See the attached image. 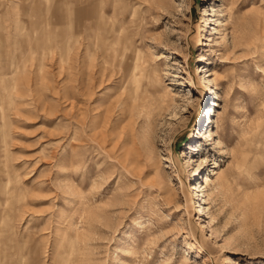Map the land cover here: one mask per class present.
<instances>
[{
    "label": "rangeland",
    "instance_id": "1",
    "mask_svg": "<svg viewBox=\"0 0 264 264\" xmlns=\"http://www.w3.org/2000/svg\"><path fill=\"white\" fill-rule=\"evenodd\" d=\"M63 4L0 0V264H264V0Z\"/></svg>",
    "mask_w": 264,
    "mask_h": 264
},
{
    "label": "bare ground",
    "instance_id": "2",
    "mask_svg": "<svg viewBox=\"0 0 264 264\" xmlns=\"http://www.w3.org/2000/svg\"><path fill=\"white\" fill-rule=\"evenodd\" d=\"M101 1H103V0H101ZM105 2V1H104ZM78 3H79V5H77L78 7H76V8H73V10L69 7V6H65L64 4L62 5V6H60V9H62V18H63V20L65 21V23H66V25L69 23V21H70V14H76V17L78 18V22H80V21H83L82 20V18H81V15H80V13H81V8H82V6H81V3H83V0H78ZM68 5V4H67ZM101 6H103L102 5V3H101ZM76 9V10H75ZM104 11V10H103ZM100 12V11H99ZM98 12V13H99ZM98 16V15H97ZM97 16H95V17H97ZM114 17V16H113ZM114 19V18H113ZM92 20V19H91ZM95 20V19H94ZM113 21V20H112ZM110 23V22H109ZM112 23V22H111ZM118 24V23H117ZM112 25H113V23H112ZM81 26V25H80ZM67 27V26H66ZM74 27V26H73ZM113 27V26H112ZM93 28H94V26H93ZM65 29V28H64ZM122 29V28H121ZM121 29H119L118 31V33H121L120 31H121ZM113 30V29H112ZM112 30H110V31H112ZM65 32H66V29L64 30ZM90 31V30H89ZM117 32V31H116ZM113 33V32H112ZM111 33V34H112ZM88 36V35H87ZM95 36V35H94ZM102 36V35H101ZM122 36V34L120 35V37ZM97 37V36H96ZM111 37H112V35H111ZM65 40V39H64ZM130 47V46H129ZM13 75V74H12ZM15 76V75H14ZM13 77V76H12ZM15 82V80L13 79L12 80V82ZM1 258V257H0Z\"/></svg>",
    "mask_w": 264,
    "mask_h": 264
}]
</instances>
